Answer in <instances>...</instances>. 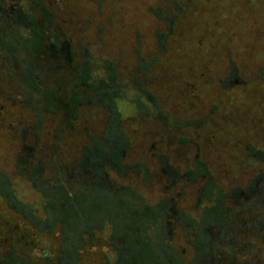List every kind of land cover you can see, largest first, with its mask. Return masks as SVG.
<instances>
[{
    "label": "rangeland",
    "instance_id": "rangeland-1",
    "mask_svg": "<svg viewBox=\"0 0 264 264\" xmlns=\"http://www.w3.org/2000/svg\"><path fill=\"white\" fill-rule=\"evenodd\" d=\"M53 1L46 3L53 6L58 27L78 51L86 47L98 61H113L120 81L130 84L129 92L134 88L129 97L144 85L158 97L168 115L198 122L184 131L165 128L154 118L138 116L135 105L127 103L124 107L123 102L126 132L133 141L128 161L142 160L153 177L150 182L131 174L126 178L116 176L115 182L135 186L150 204L173 196L179 211L200 218L202 208L196 206L199 186L190 185L186 178L176 188L175 183L167 182L159 154H168L172 164L184 172L193 167L199 155L225 190L246 187L264 173V162L246 155L248 144L264 150V0H59L62 8ZM179 3L185 11L170 37L168 52L161 53L156 32L161 28L164 31L166 25L153 18L151 8L175 9ZM141 58L153 62L150 72L140 70ZM235 66L245 84L225 89L223 80ZM0 70V174L6 173L19 198L34 204L43 214L41 195L18 173V156H36L42 164H48V169L54 164L61 168L63 162L73 163L89 141L87 132L103 131L105 115L87 108L71 130L59 116L38 117L18 101L22 91L8 80L9 70L2 58ZM43 121L37 137L34 130ZM52 158L54 164L49 167ZM259 200L257 194L241 200V204L254 207ZM262 214L260 219L264 221ZM174 234L180 246L186 245L180 231ZM108 235H96V245L86 249L80 264L114 261ZM250 235L255 237L253 230ZM258 239L262 237L253 238L249 245L242 240L239 262L264 263V247ZM11 245L29 258L49 250L54 256L60 248V236L34 233L0 197V248ZM220 259L222 264H237L234 257Z\"/></svg>",
    "mask_w": 264,
    "mask_h": 264
},
{
    "label": "trees",
    "instance_id": "trees-1",
    "mask_svg": "<svg viewBox=\"0 0 264 264\" xmlns=\"http://www.w3.org/2000/svg\"><path fill=\"white\" fill-rule=\"evenodd\" d=\"M46 2L0 0V58L8 67L7 78L22 91L18 101L38 117L59 116L71 130L84 111L93 108L104 113L105 126L99 133L88 131L89 141L80 155L73 163L61 162V168L53 158L49 167L54 164V168L48 169L36 156H18V173L41 195L43 214L19 198L6 173L0 174V197L9 209L34 233L60 236V248L54 256L49 250L29 258L11 245L0 248V264H80L86 249L96 245V235L103 232H109V246L115 255L110 264H222V256L234 257L237 264L258 263L239 262L237 256L243 251V239L249 245L253 238L262 237L258 240L264 247V221L259 215L264 212V173L246 187L225 190L199 155L193 167L184 172L172 164L168 154H159L167 182L175 183L176 188L186 178L190 185L199 186L196 206L202 208L200 218L179 211L173 196L150 204L135 186L115 182L114 177L131 174L150 182L153 177L142 160L128 161L133 141L126 132L123 102L124 107L135 105L138 116L154 118L165 128L184 131L198 122L168 115L158 97L144 85L129 97L134 88L129 92L130 84L120 81L118 66L108 59L98 61L86 47L78 51L56 24L53 6ZM184 11L181 3L175 9L151 8L153 18L166 25L164 31L156 32L161 53L168 52V42ZM140 62V70L150 72L153 62L145 58ZM223 81L228 90L245 84L236 66ZM43 123L34 130L37 137ZM63 137L60 133V139ZM182 141L187 143L189 138ZM246 153L252 160L264 162L263 149L248 144ZM257 194L260 200L254 207L241 204ZM172 230L181 232L186 245L176 242ZM252 230L255 237L250 235Z\"/></svg>",
    "mask_w": 264,
    "mask_h": 264
}]
</instances>
